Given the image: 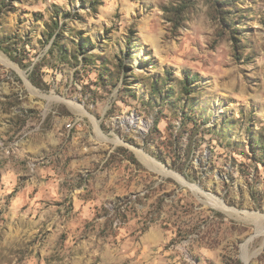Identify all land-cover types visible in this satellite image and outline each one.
Returning a JSON list of instances; mask_svg holds the SVG:
<instances>
[{
  "label": "rangeland",
  "instance_id": "obj_1",
  "mask_svg": "<svg viewBox=\"0 0 264 264\" xmlns=\"http://www.w3.org/2000/svg\"><path fill=\"white\" fill-rule=\"evenodd\" d=\"M2 12L0 264H264V0Z\"/></svg>",
  "mask_w": 264,
  "mask_h": 264
},
{
  "label": "bare ground",
  "instance_id": "obj_2",
  "mask_svg": "<svg viewBox=\"0 0 264 264\" xmlns=\"http://www.w3.org/2000/svg\"><path fill=\"white\" fill-rule=\"evenodd\" d=\"M71 105V104H70ZM74 107V105H73ZM79 111H81V113H84V111L82 110V108L78 109ZM78 111V112H79ZM123 123H127L129 125H136V120L134 118H129V119H125L122 121ZM143 126H145V124H142ZM146 127V126H145ZM137 155L140 157V159L143 161V163L149 167L150 169L159 172V173H165L168 174L163 168L159 167L153 160H151L150 158H148L146 155H144L141 151L139 150H135ZM220 210H222L223 212L231 215L234 211V209H230L227 206H225L222 202H217L216 205ZM262 215H257V214H252V213H244V218L245 220L248 221H252L254 223H257L259 220L262 219ZM247 263V262H246Z\"/></svg>",
  "mask_w": 264,
  "mask_h": 264
},
{
  "label": "trees",
  "instance_id": "obj_3",
  "mask_svg": "<svg viewBox=\"0 0 264 264\" xmlns=\"http://www.w3.org/2000/svg\"><path fill=\"white\" fill-rule=\"evenodd\" d=\"M14 0H1L0 1V15L3 14L2 11L5 10V7H7L9 5L10 2H13ZM189 8V5L187 3V1H185L184 3H181L179 5H177L174 9H172L171 11L173 12V17L175 18V20H182L184 18V12ZM81 49V48H80ZM7 52V51H6ZM189 74H186L184 81H183V91H185L186 93L189 92V89L187 88V86H189V84L195 82V80L197 79L196 76H191ZM30 81L37 87H40V83L38 81L35 80V78L32 76L30 77Z\"/></svg>",
  "mask_w": 264,
  "mask_h": 264
}]
</instances>
